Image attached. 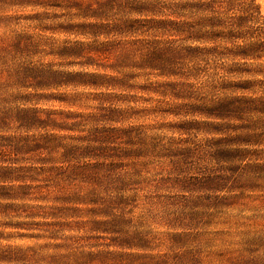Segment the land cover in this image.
<instances>
[{"label": "clouds", "instance_id": "obj_1", "mask_svg": "<svg viewBox=\"0 0 264 264\" xmlns=\"http://www.w3.org/2000/svg\"><path fill=\"white\" fill-rule=\"evenodd\" d=\"M226 103L244 106L209 113ZM249 103H264V0H0V264H264Z\"/></svg>", "mask_w": 264, "mask_h": 264}, {"label": "rangeland", "instance_id": "obj_2", "mask_svg": "<svg viewBox=\"0 0 264 264\" xmlns=\"http://www.w3.org/2000/svg\"><path fill=\"white\" fill-rule=\"evenodd\" d=\"M130 3L133 5L136 4V0H129ZM26 50V48H25ZM63 54L67 55H77L79 54L78 49H65L63 50ZM28 75H31L34 79L38 80L40 83H45L49 79L53 78H59V76H54L51 73H45L41 71H31L27 73ZM72 78V77H69ZM244 105H236V104H231V103H226V104H221L213 109L208 110L210 114H215L218 117L223 116L229 113H233L237 111L240 107H243ZM248 107H255L256 110L258 111H264V103H256V104H251L249 103L247 105ZM22 119L25 122H31V117L29 114L25 113L22 116ZM237 140H240L242 142H249L254 139H258L256 137H238L236 138ZM219 143V142H218ZM217 156L223 159H236V158H241L242 154L238 152H229V151H219L217 153ZM257 171H264V169L259 168L257 166L256 168ZM11 174V171L8 169H0V179L7 178ZM192 184L194 186L198 187H215L217 184V180L213 178H208L206 181H197L193 180ZM0 195H6V193L3 190H0ZM227 203L226 201H213L211 202L210 206H220L221 204ZM203 202L197 201L193 202V207H198L201 206ZM204 206H209L205 204ZM188 220L191 223L199 224L201 222L208 223L209 220L204 219V217L200 213L192 212L188 216ZM116 229H114L115 231ZM184 237L176 236L173 238L174 242L177 244H183L184 243ZM115 242V241H114ZM122 245H126L128 247L132 246H139V247H146V243L141 240L139 237L135 238V245L133 243V240L131 239H126L120 241ZM249 244H259V243H264V241H259V240H254V241H249ZM92 259H99L101 264H106V261L109 259H112L114 261H125L126 264H151V261L153 260V257L148 256V255H127V256H119V257H108V256H99V257H93Z\"/></svg>", "mask_w": 264, "mask_h": 264}]
</instances>
